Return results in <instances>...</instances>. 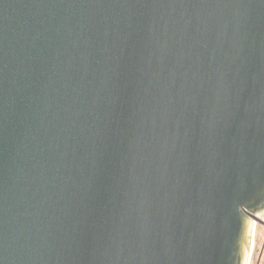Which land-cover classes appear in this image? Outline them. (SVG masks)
Listing matches in <instances>:
<instances>
[{
	"label": "water",
	"instance_id": "1",
	"mask_svg": "<svg viewBox=\"0 0 264 264\" xmlns=\"http://www.w3.org/2000/svg\"><path fill=\"white\" fill-rule=\"evenodd\" d=\"M264 225V0H0V264H247Z\"/></svg>",
	"mask_w": 264,
	"mask_h": 264
},
{
	"label": "rangeland",
	"instance_id": "2",
	"mask_svg": "<svg viewBox=\"0 0 264 264\" xmlns=\"http://www.w3.org/2000/svg\"><path fill=\"white\" fill-rule=\"evenodd\" d=\"M260 254H264V225L255 222L248 264H262L263 256L260 258Z\"/></svg>",
	"mask_w": 264,
	"mask_h": 264
},
{
	"label": "trees",
	"instance_id": "3",
	"mask_svg": "<svg viewBox=\"0 0 264 264\" xmlns=\"http://www.w3.org/2000/svg\"><path fill=\"white\" fill-rule=\"evenodd\" d=\"M263 256V263L264 264V254H260V258Z\"/></svg>",
	"mask_w": 264,
	"mask_h": 264
},
{
	"label": "built area",
	"instance_id": "4",
	"mask_svg": "<svg viewBox=\"0 0 264 264\" xmlns=\"http://www.w3.org/2000/svg\"><path fill=\"white\" fill-rule=\"evenodd\" d=\"M248 264V263H247Z\"/></svg>",
	"mask_w": 264,
	"mask_h": 264
}]
</instances>
